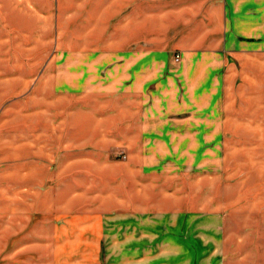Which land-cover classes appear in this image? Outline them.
Segmentation results:
<instances>
[{
    "label": "rangeland",
    "instance_id": "obj_1",
    "mask_svg": "<svg viewBox=\"0 0 264 264\" xmlns=\"http://www.w3.org/2000/svg\"><path fill=\"white\" fill-rule=\"evenodd\" d=\"M122 19L0 0V264H264V58L140 88Z\"/></svg>",
    "mask_w": 264,
    "mask_h": 264
},
{
    "label": "crops",
    "instance_id": "obj_2",
    "mask_svg": "<svg viewBox=\"0 0 264 264\" xmlns=\"http://www.w3.org/2000/svg\"><path fill=\"white\" fill-rule=\"evenodd\" d=\"M122 6L124 68L140 88L151 79L171 84L184 59L264 58V0H122Z\"/></svg>",
    "mask_w": 264,
    "mask_h": 264
},
{
    "label": "built area",
    "instance_id": "obj_3",
    "mask_svg": "<svg viewBox=\"0 0 264 264\" xmlns=\"http://www.w3.org/2000/svg\"><path fill=\"white\" fill-rule=\"evenodd\" d=\"M179 60H180V56L178 54H175L174 55V61L179 62Z\"/></svg>",
    "mask_w": 264,
    "mask_h": 264
}]
</instances>
